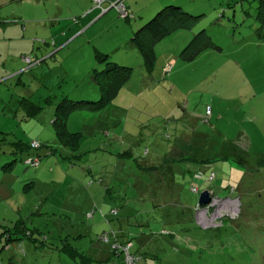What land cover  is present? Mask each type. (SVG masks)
Segmentation results:
<instances>
[{
	"label": "rangeland",
	"instance_id": "obj_1",
	"mask_svg": "<svg viewBox=\"0 0 264 264\" xmlns=\"http://www.w3.org/2000/svg\"><path fill=\"white\" fill-rule=\"evenodd\" d=\"M180 2L182 12L198 18L191 29L154 46L151 70L127 46L138 14L125 19L111 8L89 31L97 47L120 42L108 62L131 69V76L107 107L68 117V131L80 134L76 152L57 140L52 121L63 99H99L86 71L89 50L74 47L86 37L64 49L62 64L48 70L24 56L32 64L24 61L20 82L16 77L0 84V224L23 222L33 238L5 247L1 264H78L57 250L59 238L84 232L69 242L88 253L100 229L108 240L113 234L132 240L129 253L145 264H264V31L255 19L258 0ZM205 41L218 49L204 48ZM197 48L204 49L187 61ZM22 99L39 108L34 116ZM18 139L41 147L15 155ZM173 147L192 161L154 173L144 169L160 165ZM33 158H39L37 167L25 165ZM105 188L113 209L103 213L95 200L104 201ZM204 191L210 203L199 207ZM107 215L106 225L97 222ZM139 237L144 249L135 254Z\"/></svg>",
	"mask_w": 264,
	"mask_h": 264
},
{
	"label": "crops",
	"instance_id": "obj_2",
	"mask_svg": "<svg viewBox=\"0 0 264 264\" xmlns=\"http://www.w3.org/2000/svg\"><path fill=\"white\" fill-rule=\"evenodd\" d=\"M147 1V4L140 5L139 0H122V4L127 11L130 13H136L139 16L138 22H136L132 28L139 29L140 26L142 27L144 23L151 19L157 12L166 7L165 3H169L168 5H178L182 7L180 0ZM127 2L130 4H127ZM110 11L111 8L109 0L103 1L100 8L94 7L92 0H0V84L5 83V81L15 80L16 77H18V82H20V78L24 73H26L24 72L26 63L24 62L23 57L27 55H30L32 58L39 61L37 62L38 64L34 66L41 67L45 65L44 69L46 70L55 65H61L63 62L60 57L61 52L73 45L79 37H86L87 39H83L84 41H80L78 45H75L74 47H78L79 49L84 47L89 50L87 54L84 50L83 52L87 56L86 71L88 73H92V70L97 68V64L95 62L96 52L104 55L108 54V57H110L111 52L121 48L120 42L119 44H116L114 40L109 43V47L103 48L100 46V48L99 46L97 47L93 44L94 41L91 40L92 37L90 38L91 35L89 31H91L97 23L108 16ZM105 30L107 31L108 29ZM91 47H93V50H91ZM14 123L17 125L19 122L14 121ZM122 135H124V133ZM16 142L22 143V140L18 139ZM125 142H121L122 147L125 146ZM39 144L41 145V143ZM125 154H128V152H125ZM182 154H184L185 157L187 156L183 151ZM165 159L171 160V158L167 155L160 165H153L144 169L154 173L164 170L165 166H167L170 170L169 167L179 164L178 162H169V164L162 166ZM192 171L196 172V167L193 166ZM31 180H33V178H31ZM82 189V192L85 195L87 194L86 196L90 199L91 196L88 190L83 187ZM103 192L104 195L102 196H104V201L99 202V199H97L95 200V203H99L102 207V212L105 213V211L113 208L110 203H106L105 200V198L109 196L110 190L105 188L103 189ZM83 204L85 205V201ZM74 206L78 205H75L74 203ZM86 211L88 210L84 209L82 210V213ZM192 212V214H194V209H192ZM73 217L74 221L78 223L83 220V217L81 215H77V213L74 214ZM109 217L110 216L107 215L101 217L99 221H94L101 222L106 225V219ZM95 228L96 226L92 227V230L97 231ZM96 233L98 241L93 243L91 251L88 253L83 251V255H86L91 260L89 264H126L125 260L124 263L121 262L122 259L120 260L121 254L123 253L116 254L110 249L111 243L114 239L112 238V240H109V246L101 240V237L103 236L102 234L106 232L100 229V231H97ZM82 234H84V232ZM82 234L76 233L75 235L71 234V236L67 234L65 237L59 238L60 247L64 242L71 244L69 242L70 240L81 238ZM105 235H107V233ZM115 239L118 241L117 236H115ZM144 240L145 239L142 237L138 238L139 248L135 250V254L139 251L143 252L144 244L140 242ZM120 241L118 242L122 245L130 244V248L133 247L132 240L126 242ZM71 246L81 250L73 244H71ZM60 247H58L57 250H59ZM135 258L138 259L135 264H145L142 261L139 262L140 258Z\"/></svg>",
	"mask_w": 264,
	"mask_h": 264
},
{
	"label": "trees",
	"instance_id": "obj_3",
	"mask_svg": "<svg viewBox=\"0 0 264 264\" xmlns=\"http://www.w3.org/2000/svg\"><path fill=\"white\" fill-rule=\"evenodd\" d=\"M197 18L198 17L182 12V8L178 5L166 6L133 33L127 46L136 49L142 56L145 65L151 70L155 62L154 46L164 38L180 30L191 29V21H196ZM255 19L259 25V29L264 31V0H258L257 2ZM204 46V48L214 47L212 43L206 41ZM203 49L197 48L193 50L188 56L187 61H192ZM108 58L107 55L102 53H95L97 68L92 70L90 81L99 91V99L97 101H72L66 98L61 100L56 106L52 122L55 137L72 152H76L79 147L80 134L71 133L67 129V119L71 113L77 110L98 112L107 107L112 99L117 96L120 88L130 79L131 69L110 63L108 62ZM22 104L28 109L29 116L31 117L39 110L38 107L32 105L31 102L27 100L22 99L20 105ZM30 144L25 145L21 142L15 143L13 153L17 155L24 152L25 149H31ZM176 150L179 149L174 147L170 151L168 157L171 158V160L165 159L162 166L169 164V162H178L182 165H187L192 161L190 156L185 157L181 151L178 153ZM6 168L9 169V167ZM198 229H200L199 226ZM0 230V244H2L0 252L3 251L5 247L10 246L9 244L13 242L22 239L33 241L31 230L27 229L23 222H17L11 226H3L0 224ZM105 234L106 233L102 235ZM58 251L65 254L67 258L78 264H89L91 261L86 255H83V251L74 248L69 243L64 242ZM9 264L15 263L10 262Z\"/></svg>",
	"mask_w": 264,
	"mask_h": 264
},
{
	"label": "built area",
	"instance_id": "obj_4",
	"mask_svg": "<svg viewBox=\"0 0 264 264\" xmlns=\"http://www.w3.org/2000/svg\"><path fill=\"white\" fill-rule=\"evenodd\" d=\"M103 1H105V0H92L94 7H97V8H100ZM109 2H110V8H115L123 16V18H128V19L133 18V15L131 13H129L125 9V7L123 6L122 0H114V1L109 0ZM103 12H104V10H103ZM23 60L30 65L32 64L31 59L28 57H24ZM206 113L208 114L209 111L207 110ZM30 147L32 149H39L40 144L38 142H32L30 144ZM24 163L27 166L37 167L39 165V158L28 159ZM194 191L197 193V190H194ZM113 213L115 214V212H113ZM220 224H221V222H220ZM113 239H114V241H112V243H111V250L114 251V253H116V254L123 253L124 254V260H125L126 264H135L138 259L129 253L130 244L122 245L121 243H119L115 239L114 234H113ZM101 240L105 243L109 242L107 235H103L101 237Z\"/></svg>",
	"mask_w": 264,
	"mask_h": 264
},
{
	"label": "water",
	"instance_id": "obj_5",
	"mask_svg": "<svg viewBox=\"0 0 264 264\" xmlns=\"http://www.w3.org/2000/svg\"><path fill=\"white\" fill-rule=\"evenodd\" d=\"M210 203V195L208 191H204L199 195L198 198V206L204 207Z\"/></svg>",
	"mask_w": 264,
	"mask_h": 264
},
{
	"label": "bare ground",
	"instance_id": "obj_6",
	"mask_svg": "<svg viewBox=\"0 0 264 264\" xmlns=\"http://www.w3.org/2000/svg\"><path fill=\"white\" fill-rule=\"evenodd\" d=\"M227 206V205H226Z\"/></svg>",
	"mask_w": 264,
	"mask_h": 264
},
{
	"label": "clouds",
	"instance_id": "obj_7",
	"mask_svg": "<svg viewBox=\"0 0 264 264\" xmlns=\"http://www.w3.org/2000/svg\"><path fill=\"white\" fill-rule=\"evenodd\" d=\"M198 205V204H197Z\"/></svg>",
	"mask_w": 264,
	"mask_h": 264
}]
</instances>
